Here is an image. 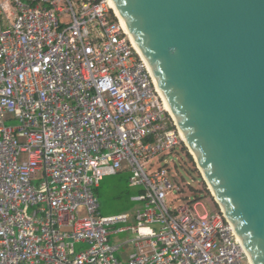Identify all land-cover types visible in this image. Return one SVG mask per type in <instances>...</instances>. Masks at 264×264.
<instances>
[{
	"label": "built area",
	"instance_id": "2783aa9c",
	"mask_svg": "<svg viewBox=\"0 0 264 264\" xmlns=\"http://www.w3.org/2000/svg\"><path fill=\"white\" fill-rule=\"evenodd\" d=\"M178 146L109 0H0V264H252L222 210L170 200L180 188L155 160ZM122 172L140 206L103 216L98 189ZM124 232L127 261L110 241Z\"/></svg>",
	"mask_w": 264,
	"mask_h": 264
},
{
	"label": "water",
	"instance_id": "95a60500",
	"mask_svg": "<svg viewBox=\"0 0 264 264\" xmlns=\"http://www.w3.org/2000/svg\"><path fill=\"white\" fill-rule=\"evenodd\" d=\"M204 181L264 264V0H112Z\"/></svg>",
	"mask_w": 264,
	"mask_h": 264
},
{
	"label": "rangeland",
	"instance_id": "374dc122",
	"mask_svg": "<svg viewBox=\"0 0 264 264\" xmlns=\"http://www.w3.org/2000/svg\"><path fill=\"white\" fill-rule=\"evenodd\" d=\"M81 1L74 0L75 4ZM158 163L160 164L159 168L170 170L172 177H174L180 188V192H174V196L170 200L200 201L209 212L221 210L188 149L178 146L165 159L155 160L156 166ZM129 181L130 174L122 172L116 176L106 177L101 183L102 187L98 190V197L103 216H118L125 213L134 214L139 208L140 203L134 201V198L141 194L142 189L131 187ZM181 203L183 201L176 202V205ZM199 210L204 213L202 207ZM122 226L125 225L118 224L113 229Z\"/></svg>",
	"mask_w": 264,
	"mask_h": 264
},
{
	"label": "crops",
	"instance_id": "0c3cea01",
	"mask_svg": "<svg viewBox=\"0 0 264 264\" xmlns=\"http://www.w3.org/2000/svg\"><path fill=\"white\" fill-rule=\"evenodd\" d=\"M101 187H102V184L98 190H100ZM137 197L138 196L134 198V201H136ZM131 215L133 216L134 214H131ZM134 222H135L134 218H131V223H134ZM132 240H133V234L130 232L117 233V234L111 235L110 237L111 243L120 247L117 253V256L122 261H127L130 258V256L135 253L136 248Z\"/></svg>",
	"mask_w": 264,
	"mask_h": 264
},
{
	"label": "bare ground",
	"instance_id": "6f19581e",
	"mask_svg": "<svg viewBox=\"0 0 264 264\" xmlns=\"http://www.w3.org/2000/svg\"><path fill=\"white\" fill-rule=\"evenodd\" d=\"M109 2H110V5H111V7L115 10V12L117 13V15L119 16V18L122 20V18H121V16H120V14H119V12H118V10L116 9V7H115V5L113 4V2H112V0H109ZM122 22H123V20H122ZM123 24H124V26L126 27V25H125V23L123 22ZM126 30H127V32H128V34L130 35V37H131V39H132V41H133V44H134V46H135V48H137V46H136V44H135V42H134V40H133V38H132V36H131V34H130V32H129V30H128V28L126 27ZM137 50L139 51V49L137 48ZM139 53L141 54V52L139 51ZM142 55V54H141ZM142 57L144 58V56L142 55ZM145 59V58H144ZM146 60V59H145ZM167 107H168V109H169V111H170V113H171V110H170V107L168 106V104H167ZM172 114V113H171ZM185 139V138H184ZM185 141H186V139H185ZM186 144H187V146H188V143H187V141H186ZM211 190V189H210Z\"/></svg>",
	"mask_w": 264,
	"mask_h": 264
}]
</instances>
